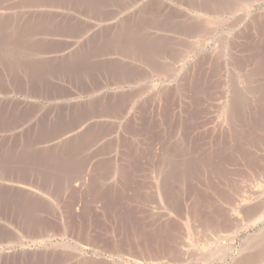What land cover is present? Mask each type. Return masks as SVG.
I'll list each match as a JSON object with an SVG mask.
<instances>
[{
  "label": "rangeland",
  "instance_id": "rangeland-1",
  "mask_svg": "<svg viewBox=\"0 0 264 264\" xmlns=\"http://www.w3.org/2000/svg\"><path fill=\"white\" fill-rule=\"evenodd\" d=\"M0 34V237L26 239L0 264H264V126L255 164L223 149L232 100L243 115L261 95L264 0H0ZM95 205L101 252L83 231Z\"/></svg>",
  "mask_w": 264,
  "mask_h": 264
},
{
  "label": "bare ground",
  "instance_id": "bare-ground-1",
  "mask_svg": "<svg viewBox=\"0 0 264 264\" xmlns=\"http://www.w3.org/2000/svg\"><path fill=\"white\" fill-rule=\"evenodd\" d=\"M77 1V0H76ZM88 1V0H87ZM95 2V1H94ZM209 2V1H208ZM77 3V2H76ZM92 3V2H91ZM196 3H198L199 5H200V7H202V6H205V4H206V0H196ZM82 5V4H81ZM96 8V7H95ZM164 18V17H163ZM132 21V20H131ZM124 24V23H123ZM26 25V24H25ZM163 25V24H162ZM27 26V25H26ZM124 27H127V26H125V25H123ZM122 26V27H123ZM129 26H131L130 28L132 29L131 30V34L133 35V38L135 37V39H137V36L136 35H138L137 33H138V30H139V27H140V22H139V20H138V22H136V23H131V24H129ZM123 27V28H124ZM17 28V27H16ZM128 28V27H127ZM126 28V29H127ZM129 28V29H130ZM128 31V30H127ZM196 31V30H195ZM123 32V31H122ZM19 33V32H18ZM124 33V32H123ZM150 34V33H149ZM151 34H153V33H151ZM1 35V34H0ZM194 36V35H193ZM114 37V36H113ZM132 37V36H131ZM152 37V36H151ZM150 37V38H151ZM155 37V36H154ZM30 39V38H29ZM149 39V38H148ZM158 39V38H157ZM150 40V39H149ZM136 41V40H135ZM134 41V42H135ZM139 41V40H138ZM142 41V40H141ZM147 42H148V40H146ZM158 41V40H157ZM129 42V41H128ZM153 43L152 44H154V42L156 43V40L154 41H152ZM163 42V41H162ZM34 43H36V42H34ZM139 43V42H138ZM149 43V42H148ZM168 43V42H167ZM14 44V43H13ZM21 44V43H20ZM150 44V43H149ZM11 45V44H10ZM143 45V44H142ZM13 46V45H12ZM18 46V45H17ZM157 46V45H156ZM151 47V46H150ZM152 48V51L154 50V47H151ZM143 49V48H142ZM148 49V48H147ZM138 50V49H137ZM136 50V51H137ZM134 51V50H133ZM149 51V50H148ZM147 51V52H148ZM151 51V52H152ZM4 54V53H3ZM232 55V54H231ZM152 59V58H151ZM233 60V59H232ZM155 61V60H154ZM166 61V60H165ZM68 62V61H67ZM88 62H90V61H88ZM64 63V62H63ZM209 63V62H208ZM68 64V63H67ZM259 65V64H258ZM77 66H78V64H77ZM82 67V66H81ZM87 67V66H86ZM174 67V66H173ZM249 67V66H248ZM256 67H258V66H256ZM66 68V67H65ZM71 68V67H70ZM67 69H68V67H67ZM60 70V69H59ZM256 70L257 71H259L258 70V68H256ZM255 70V71H256ZM66 71V70H65ZM246 72H248V71H246ZM253 72V71H252ZM125 73V72H124ZM159 73V72H158ZM34 74V73H33ZM251 74V73H250ZM148 75V74H147ZM261 75H262V73H261ZM263 75H264V73H263ZM34 76V75H33ZM131 77V76H130ZM254 79V78H253ZM253 79H252V82H253ZM251 80V79H250ZM261 81H259V83H260ZM256 84V83H255ZM261 84V83H260ZM252 85V84H251ZM253 86V85H252ZM260 87V86H259ZM258 87V88H259ZM262 87V88H261ZM261 87H260V89L262 90L260 93H261V95H259V97H255V98H257V100L255 101V104L253 105V108H251V109H249L248 111H247V113H246V111L244 112V114L243 115H241V113H240V108L238 107L239 105V101H238V99L236 98V99H233L232 100V104H231V106L230 107H232L231 108V115H233L234 116V118H235V124H234V127H233V129H232V131H231V133L229 134L230 135V139H229V142H230V146H226V147H224L223 149H224V151H229V152H231V156L232 157H237V156H235L236 154H238L239 152H238V147H237V149H236V146L234 145V142L235 141H239L240 143H241V146L243 147V150H244V154H243V156H241V157H238L239 158V160L241 161L242 160V162L245 160V162L246 163H250V165H252V164H255L254 162H255V160L252 158L253 156L252 155H249L248 153L246 154V149H245V147H247L246 145H245V143H250V141L252 140V138H253V135H254V133H256L258 130H260L263 126H264V116L262 117V114L264 115V105L262 106V102H261V100L262 99H264V77H263V81H262V84H261ZM256 91H257V89H256ZM258 91H259V89H258ZM182 98V97H181ZM261 98V99H260ZM228 106V107H229ZM262 112V113H261ZM246 113V114H245ZM261 114V116H259ZM160 119V118H159ZM260 119V120H259ZM161 120V119H160ZM259 124H258V123ZM244 126H246V127H244ZM42 129H40V128H37V129H34V130H31V131H29V135H30V141H27L28 143H34L37 139H38V137H40V134H41V131ZM180 132V131H179ZM179 132H177L175 135H178L179 134ZM89 135V134H88ZM38 136V137H37ZM85 136H87V135H85ZM247 137H250L249 138V140H247ZM82 138V137H81ZM87 138V137H86ZM92 138H94L93 136H92ZM212 138V137H211ZM28 139V138H27ZM40 139V138H39ZM76 139V138H75ZM88 139V138H87ZM181 139V138H180ZM24 140V139H23ZM82 140V139H81ZM90 140V139H89ZM182 140V139H181ZM86 141V140H85ZM16 142V141H15ZM80 145V144H79ZM83 145V146H82ZM82 145H80V146H78L77 145V147L75 148V149H70V150H66L65 152H63V153H54V152H51V153H53V154H49L48 155V157H50V158H52L53 160H54V158H56V156H58V163L60 164V165H64L65 163H67V159H70V156H74L75 155V153L77 152V154H79L80 152H81V150L83 151V149H84V144H82ZM210 147H212V148H210ZM213 147H214V145H213V140H210V142H209V144H208V146L206 145V146H203V148L200 150V152H201V156L199 155L200 153H198V155H199V157H197L196 156V161L198 162L197 164H198V166H199V168L201 169V168H203V169H207V170H209V168H212V163H211V158H212V153H213V151H214V149H213ZM64 150V149H63ZM215 151H216V149H215ZM76 154V155H77ZM75 155V156H76ZM75 158H77V157H75ZM81 158V157H80ZM243 158V159H242ZM51 159V160H52ZM79 159V158H78ZM82 159V158H81ZM189 160H191V159H189ZM188 162H190V161H188ZM187 162V163H188ZM235 162H236V160H235ZM72 163V162H71ZM186 163V164H187ZM192 163V162H191ZM71 165V164H70ZM189 165V164H188ZM186 166V165H184L183 166V168L185 169V171L187 170V171H190L189 170V168H195V166L193 165V167H189V166ZM191 166V165H190ZM174 168V167H173ZM182 170V169H181ZM181 170H179V171H181ZM194 171V170H193ZM210 171V170H209ZM192 172V171H191ZM181 173V172H180ZM183 173V172H182ZM191 174H193V173H191ZM212 174V173H211ZM35 175V174H34ZM213 175V174H212ZM39 175H37V178L38 179H45L44 177H41V176H39ZM191 176V175H190ZM47 179V178H46ZM44 184V183H43ZM197 188L198 189H196V195L197 194H199L198 193V191L200 190V189H202L203 188V184L198 180L197 181ZM210 186V184H207L206 185V187H209ZM211 188L212 189H214L212 186H211ZM204 192H205V188L204 189H202ZM209 191V190H208ZM198 196V195H197ZM168 199V198H167ZM1 201V200H0ZM12 207V206H11ZM252 207V209H251V213L254 215V214H256L257 213V211L259 210V208H260V205L259 204H256V205H254V206H251ZM261 209V208H260ZM249 212V211H248ZM247 212V213H248ZM250 213V212H249ZM211 215V214H210ZM77 216V218H79V216L78 215H76ZM219 219V218H218ZM70 221H71V219H70ZM77 221V220H76ZM69 223V222H68ZM78 223H80V222H77V224ZM67 224V223H66ZM76 224V225H77ZM220 225V224H219ZM88 226V225H87ZM82 227V223H81V225H79V228H81ZM69 228V227H68ZM90 229V228H89ZM182 230V229H181ZM89 231V230H88ZM88 231H87V233H88ZM86 232V231H85ZM168 232V231H167ZM90 233V232H89ZM90 236V235H89ZM154 236V235H153ZM155 237V236H154ZM140 240V239H139ZM144 240V239H143ZM146 240V239H145ZM147 241V240H146ZM162 241H165L164 239H160L159 237H158V240L156 241V239H154V242H152V243H150V242H144V243H142V242H140V241H138V238H136L134 241H132V242H127L128 243V246H131V245H134L135 246V248H137L138 250H141V251H146L148 248H149V246H153V247H155L156 249H164L165 248V242H163L162 243ZM168 241V240H167ZM166 241V242H167ZM131 244V245H130ZM169 244V247H172V245H173V243L171 242V240H170V242L168 243ZM112 245H113V250H120L121 248V242H120V240L118 239H113V241H112ZM118 252V251H117ZM117 254V253H116ZM255 260V259H254ZM89 261V260H88ZM250 261H249V259L247 260H241V261H239L237 264H250L249 263Z\"/></svg>",
  "mask_w": 264,
  "mask_h": 264
},
{
  "label": "crops",
  "instance_id": "crops-1",
  "mask_svg": "<svg viewBox=\"0 0 264 264\" xmlns=\"http://www.w3.org/2000/svg\"><path fill=\"white\" fill-rule=\"evenodd\" d=\"M88 170H90V169L88 168ZM93 207H94L93 210L95 211L96 215L93 216V218H92L93 221L89 220V223L87 224L88 225L87 228L86 227H85V229L83 228V231H84V235H86L87 231L89 230L87 233L88 245L89 246L92 245L94 247V249L101 252V251H104L105 245H104V240L101 239L102 229L98 228L99 227L98 222H99L100 218H98L97 215H98L99 209H98V206L96 207V205ZM94 222H97V223H94ZM2 233H3V235H2V237H0V244H2V243H8V244L9 243H20V242H25V240H26L23 238L21 231L16 229V228L4 226ZM98 255H99V253H98Z\"/></svg>",
  "mask_w": 264,
  "mask_h": 264
}]
</instances>
